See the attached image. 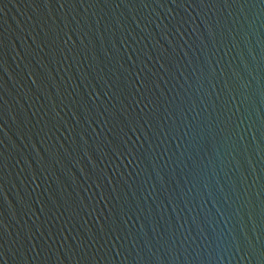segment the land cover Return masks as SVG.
<instances>
[{"label":"water","instance_id":"1","mask_svg":"<svg viewBox=\"0 0 264 264\" xmlns=\"http://www.w3.org/2000/svg\"><path fill=\"white\" fill-rule=\"evenodd\" d=\"M0 264H264V0H0Z\"/></svg>","mask_w":264,"mask_h":264}]
</instances>
